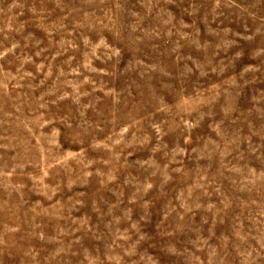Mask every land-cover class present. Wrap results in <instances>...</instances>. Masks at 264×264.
<instances>
[{"label":"rangeland","instance_id":"1","mask_svg":"<svg viewBox=\"0 0 264 264\" xmlns=\"http://www.w3.org/2000/svg\"><path fill=\"white\" fill-rule=\"evenodd\" d=\"M0 264H264V0H0Z\"/></svg>","mask_w":264,"mask_h":264}]
</instances>
